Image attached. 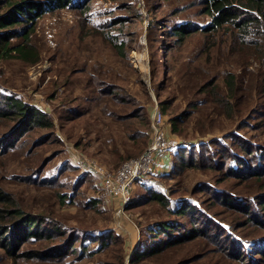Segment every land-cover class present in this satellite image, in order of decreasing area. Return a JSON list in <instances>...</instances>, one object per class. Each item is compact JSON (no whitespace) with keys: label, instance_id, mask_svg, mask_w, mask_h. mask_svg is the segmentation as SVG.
<instances>
[{"label":"rangeland","instance_id":"1","mask_svg":"<svg viewBox=\"0 0 264 264\" xmlns=\"http://www.w3.org/2000/svg\"><path fill=\"white\" fill-rule=\"evenodd\" d=\"M200 5L201 0H88L83 9L68 5L34 21L30 43L39 54L37 63L0 61V96L17 97L46 115L43 125L34 126L0 152V185L52 233L49 238H31L23 247L31 259L15 262L0 248V264H235L200 237L147 255L145 250L164 243L162 233L154 234L158 227L153 224L180 225L173 240L190 227V210L184 216L171 211L182 200L195 205L212 223L229 226L231 231L220 225L221 240L230 241L228 234L246 243L264 239V228L258 226L264 223V210L256 213L257 225L247 221L236 228V214L219 205L214 193L216 188L234 197L253 194L248 189L256 187L254 181H239L247 170L236 176L235 168L257 165L239 153L234 136L264 147V125L255 128L257 113L248 119L218 114L222 108L213 113L208 103H202L207 96L192 90L197 88L196 77L204 82L211 75L207 71L218 67L220 74L224 70L255 72L258 61L240 48L232 46L230 51L229 42L211 50L207 60L201 50L202 34L196 32L178 44L162 28L190 22L188 28L193 29L206 24ZM110 35L125 43L126 57L116 55ZM105 88L118 90V98L102 96ZM160 102L167 113L161 111ZM190 102L195 107L188 109L190 115L179 126L178 135L172 134L168 116L182 113ZM155 104L163 115L166 136L181 144L160 154L165 162H159L160 173L152 177L155 190L162 191L168 203L146 200V190L152 187L138 181L130 203L123 207L107 196L98 176L79 167L80 160L84 166L95 162L111 173L138 156L149 141ZM243 120L249 125L244 126ZM16 126L0 121V141ZM176 163L183 166L174 170ZM58 194L65 195L62 203ZM135 199L138 203L132 204ZM210 232H216L213 226ZM57 246L68 251L58 255L53 251ZM134 253L144 257L134 261Z\"/></svg>","mask_w":264,"mask_h":264},{"label":"trees","instance_id":"2","mask_svg":"<svg viewBox=\"0 0 264 264\" xmlns=\"http://www.w3.org/2000/svg\"><path fill=\"white\" fill-rule=\"evenodd\" d=\"M0 1L3 5V12L0 14V61L15 59L28 64H35L39 60L36 48L30 43V35L34 32L35 27L34 21L46 12H53L68 5L83 9L88 2V0H76L75 2L72 0H46L45 2L37 0ZM200 13L207 18V23L198 25V28H188L190 22H187V24H180L169 29H166V25H162L163 31L167 35L174 36L178 44L183 43L190 35L199 32L203 35L201 50L206 53L207 60L211 50L215 47H222L225 42H229L230 51L233 50L232 46L240 48L248 56H254L258 61L259 67L255 72L244 70L243 73L238 74L227 70L220 74L217 67L213 71H207L211 75L204 82L202 78L196 77L195 84L197 88L192 90L207 96L206 100L203 98L202 103H208L213 113H217V110L222 108V113L218 114H224L228 118H232L234 115H243L245 119L253 117L252 115L257 113V116H255V128L264 125V101L263 103L261 102V98H264V0H201ZM24 24L29 25L23 30H18L19 26ZM108 37L109 35H106L105 39L108 40ZM111 37L113 38L111 45L116 55L122 58L126 57L125 43L122 40H117L115 36ZM205 37L206 44L204 43ZM216 53L220 54L221 57L222 53ZM101 91L103 93L102 96L117 97L115 93L118 90L116 89L115 92L110 88H105ZM194 107L195 105L190 102L187 109L183 110L182 113L168 116L167 123L172 134L178 135V132H180L179 126L190 115L188 109ZM160 109L162 112L167 113L165 112L166 106L164 102H160ZM45 116V113L33 108L32 105L24 103L17 97L0 96V121L6 122L9 120L17 125L12 130V133L7 134V138L0 141V152L11 148L22 134L29 132L34 126L43 125ZM241 123L244 126L249 125L247 120H243ZM237 127L240 128V124ZM16 130L17 132H14ZM234 137L237 139L236 145L240 151L239 153L247 157L245 158L246 161L251 162L254 160V165H257L254 167L245 166V168H241V165L236 167L235 170L238 172L236 176L241 171L247 170L240 174L239 181H254L256 187L251 186L248 189V191H253V194L248 197H234L229 192V194L225 195L216 188L214 193L217 194V203L219 205H225L231 212L236 214L234 224L238 228L244 226L247 221L257 225L256 213L264 210V161H261L262 155L264 156V147L251 146L250 143L245 141L247 138L237 135ZM198 155V159L202 160L203 152ZM180 156H182L181 153ZM209 165L212 166L211 163ZM231 165L228 167L230 173L233 170ZM179 166L183 165L176 163L174 170H177ZM153 180H149L151 182L147 180H139L137 182L148 183L152 187L146 190V200H154L166 206L168 203L167 198L162 191L155 190V186L152 183ZM256 195H259L258 198L262 199H256ZM64 197L65 195L58 194V199L61 203ZM135 202L136 199L132 204ZM171 211L176 216H184L189 211L191 213V218L189 219L190 227L184 230L181 236L176 237V240H173L176 236L174 232L180 225L165 221L153 224V227H158L154 234L162 233L163 236L160 237L166 238H162L160 241L164 242L163 245L145 250V252H148L147 255L160 253L165 250L160 251L161 248L169 245V247L181 245L200 237L206 239L209 244L212 243L214 250L227 254L235 264H264V239H251L248 240L249 243H246L239 242L234 236H231L232 234H228L231 238L230 241L221 240L220 231L223 228L231 231L229 226L225 227L219 223L222 228L220 225L212 223V220L205 217V214L195 205L183 200L180 202V206ZM198 215L202 217L201 220H196ZM262 217H264V214ZM196 222L199 223L195 224ZM43 224L36 215L25 211L16 198L0 185V248L7 258L15 262L31 259L32 255L28 250H23V247L30 243L31 238H49L52 235L51 232H48L50 230L49 226L41 227ZM210 225L215 229V233L210 232ZM258 226L264 228V223L263 225L258 224ZM40 228L42 231H40ZM169 241L171 242L170 244ZM64 248L57 246L54 247L53 251L62 256L64 255L63 251H68V247ZM232 252L234 253L232 254ZM142 257L144 256H141V253H134L133 260L136 261Z\"/></svg>","mask_w":264,"mask_h":264},{"label":"built area","instance_id":"3","mask_svg":"<svg viewBox=\"0 0 264 264\" xmlns=\"http://www.w3.org/2000/svg\"><path fill=\"white\" fill-rule=\"evenodd\" d=\"M165 122L160 109L155 104L151 113L150 136L146 148L137 157L131 158L115 170L107 172L95 162H84L79 167L86 173L96 175L101 180V187L110 198L127 206L131 200V191L139 180H151L160 171L156 165V156L166 154L181 146L177 140L165 134ZM79 160V158H76Z\"/></svg>","mask_w":264,"mask_h":264},{"label":"crops","instance_id":"4","mask_svg":"<svg viewBox=\"0 0 264 264\" xmlns=\"http://www.w3.org/2000/svg\"><path fill=\"white\" fill-rule=\"evenodd\" d=\"M162 155H165V154H162ZM163 159L161 160V158H160V154L159 155H157L156 156V165H157V167H159L160 166V164H159V162L161 163H163ZM165 162V161H164ZM161 168V167H160Z\"/></svg>","mask_w":264,"mask_h":264}]
</instances>
